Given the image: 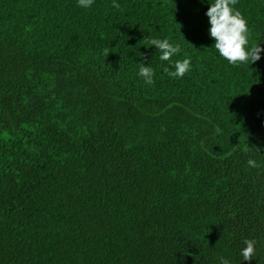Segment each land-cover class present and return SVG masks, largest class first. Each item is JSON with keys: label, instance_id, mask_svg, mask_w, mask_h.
I'll return each mask as SVG.
<instances>
[{"label": "trees", "instance_id": "trees-1", "mask_svg": "<svg viewBox=\"0 0 264 264\" xmlns=\"http://www.w3.org/2000/svg\"><path fill=\"white\" fill-rule=\"evenodd\" d=\"M115 2L0 0V264H264V52L212 48L213 0Z\"/></svg>", "mask_w": 264, "mask_h": 264}, {"label": "clouds", "instance_id": "clouds-1", "mask_svg": "<svg viewBox=\"0 0 264 264\" xmlns=\"http://www.w3.org/2000/svg\"><path fill=\"white\" fill-rule=\"evenodd\" d=\"M93 3L94 0H78V6L83 8H90ZM237 3L238 0H213V2L209 3V8L206 12L210 24L209 36L215 42L212 48L229 64L234 66L248 62L253 64L261 59L260 53L264 52V48L260 47V45L248 47L251 33L246 18L234 7ZM112 6L117 9L120 8V5L115 0H113ZM142 42L155 47L160 53L159 59L161 61H169L180 52V46L178 44L173 45L168 39L161 40L147 37ZM109 53V50L105 49L104 54L106 57ZM190 65V59L177 60L174 64L175 71H170L167 67L163 71L170 77L182 78L190 70ZM139 75L144 79L145 84H154V70L150 66H145L141 63ZM247 163L250 167H259L253 159H249ZM256 243L254 239H246L244 241L246 247L240 253L244 261H252L255 255ZM219 260L220 264H230L229 260L223 256Z\"/></svg>", "mask_w": 264, "mask_h": 264}]
</instances>
